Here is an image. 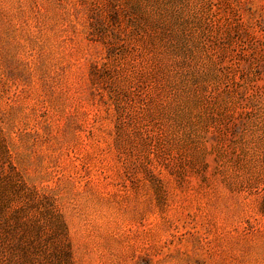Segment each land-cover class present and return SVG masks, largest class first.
<instances>
[{
    "label": "rangeland",
    "instance_id": "obj_1",
    "mask_svg": "<svg viewBox=\"0 0 264 264\" xmlns=\"http://www.w3.org/2000/svg\"><path fill=\"white\" fill-rule=\"evenodd\" d=\"M11 264H264V0H0Z\"/></svg>",
    "mask_w": 264,
    "mask_h": 264
},
{
    "label": "trees",
    "instance_id": "obj_2",
    "mask_svg": "<svg viewBox=\"0 0 264 264\" xmlns=\"http://www.w3.org/2000/svg\"><path fill=\"white\" fill-rule=\"evenodd\" d=\"M6 235L0 234V264H11L14 260V253H12V248L8 242Z\"/></svg>",
    "mask_w": 264,
    "mask_h": 264
}]
</instances>
